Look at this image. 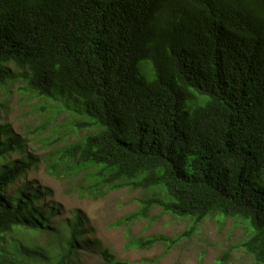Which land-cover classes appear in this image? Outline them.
Returning <instances> with one entry per match:
<instances>
[{
    "label": "trees",
    "instance_id": "1",
    "mask_svg": "<svg viewBox=\"0 0 264 264\" xmlns=\"http://www.w3.org/2000/svg\"><path fill=\"white\" fill-rule=\"evenodd\" d=\"M17 79L79 121L74 139L35 158L7 160L23 140L0 128V239L31 215L32 227L46 225L24 192L4 197L42 161L84 197L148 193L122 224L154 206L195 224L240 219V247L264 264V0H0V86ZM74 221L51 264L74 257ZM98 255L128 264L107 248Z\"/></svg>",
    "mask_w": 264,
    "mask_h": 264
},
{
    "label": "rangeland",
    "instance_id": "2",
    "mask_svg": "<svg viewBox=\"0 0 264 264\" xmlns=\"http://www.w3.org/2000/svg\"><path fill=\"white\" fill-rule=\"evenodd\" d=\"M139 70L141 76L149 77L145 73L147 62H141ZM24 84V79H17L0 86V128L8 127L23 140L20 150L7 160L23 158L26 153L35 158L61 148L75 138V123L79 121L74 110L23 90ZM71 186L72 181L46 173L41 161L8 187L5 198L13 200L18 192H24L33 199L27 206L47 223L32 227L40 221L27 208L29 225L15 224L2 233V264L53 263L66 250L65 240L72 234L76 215L81 220L74 232L78 249L63 264H105L98 255L100 248H107L128 264H256L240 247L248 232L240 219L209 216L195 224L192 218L176 217L154 206L147 218L127 225L121 219L137 210L140 199L148 193L123 188L93 199L70 190ZM192 226L194 230L187 235ZM156 235L169 240L149 248L137 246L140 240Z\"/></svg>",
    "mask_w": 264,
    "mask_h": 264
}]
</instances>
